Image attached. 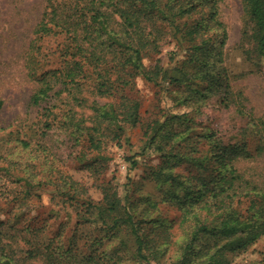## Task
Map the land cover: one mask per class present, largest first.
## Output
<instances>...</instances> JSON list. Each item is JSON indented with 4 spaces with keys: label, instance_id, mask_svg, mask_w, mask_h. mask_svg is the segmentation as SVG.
<instances>
[{
    "label": "trees",
    "instance_id": "trees-1",
    "mask_svg": "<svg viewBox=\"0 0 264 264\" xmlns=\"http://www.w3.org/2000/svg\"><path fill=\"white\" fill-rule=\"evenodd\" d=\"M205 2L212 1L48 0L50 11L43 15L38 31L59 32L71 42L62 52L61 66L41 74L33 70L40 85L31 103L41 105L56 96L60 105H67L64 125L71 136L78 135L77 140L88 143L95 156L89 167L102 172V163L108 159L104 152L107 137L120 143L126 124L136 127L142 123V101L130 94L138 78L162 88L167 83V91L172 84L184 85L200 96L219 91L227 106L233 102L232 76L222 64L228 34L216 1L208 3L211 6L206 18L188 23ZM244 5L253 23L249 37L255 53L264 56V0H244ZM216 28L224 31L222 36ZM211 29L214 33L210 37L217 38L212 49V39L206 36ZM168 38L175 39L180 49L190 51L192 62L184 60L166 67L157 58L147 63L161 54ZM203 52L205 58L198 62ZM198 80L207 85L205 89L197 88ZM108 97L112 100H100ZM186 100L183 97V102ZM76 105L92 108L89 116L94 124L78 121ZM3 106L0 100V114ZM54 107L48 106L45 115L53 114ZM176 118L181 116L174 114L170 121ZM170 121L157 119L144 124L143 151L161 158L148 166L151 172L146 176L161 190L156 200H152V192L136 197L133 189L121 196L111 181L101 184L103 197L94 200L86 187L67 175L62 178V195L82 201L79 205L84 208L73 235L65 238L69 244L58 237L63 232L50 238L45 227L28 224L20 228L21 220L9 216L0 220V264H126L127 260L151 264L166 260V256L175 258L170 264H234L236 257L264 236V189L240 166L243 160L264 159V126H257L259 142L252 150L246 140L226 143L209 129L194 134V120H177L164 127ZM52 123L50 120L47 126L53 127ZM107 125L113 127L114 135H106ZM182 161L193 167L186 175L176 169ZM54 179L43 174L39 184ZM27 182L31 185L30 180ZM25 203L20 199V205ZM161 203L176 207L181 212V224L187 223L177 241L174 225H168L163 215H151ZM74 237L79 243L75 248ZM258 264H264V256Z\"/></svg>",
    "mask_w": 264,
    "mask_h": 264
},
{
    "label": "rangeland",
    "instance_id": "rangeland-1",
    "mask_svg": "<svg viewBox=\"0 0 264 264\" xmlns=\"http://www.w3.org/2000/svg\"><path fill=\"white\" fill-rule=\"evenodd\" d=\"M211 1L208 3L216 1L218 16L228 34L222 64L232 76L233 102L227 106L219 91L200 96L187 91L184 85L176 87L173 84L169 87L170 91H167V83L162 88L138 78L135 91L130 94L142 101V123L136 127L126 124L120 143L113 137H107V140L105 137L104 152L108 159L102 163L103 170L100 172L94 166L89 167L95 156L90 153L88 143L82 142L84 139L82 143L77 140L78 135L71 136L64 125L67 105H60L56 96L41 105L31 103V96L40 85L39 80L32 75L33 70L37 69L41 74L61 66L62 52L71 42L65 34H42L38 31L43 15L50 11L48 0H0V100L4 103L0 114V220L12 216L15 220H21L18 223L20 228L28 224L45 227L46 236L50 238L59 232H63V236H58L63 240L72 236L84 208L79 205L82 201L69 200L62 195V178L67 175L86 187L87 194L94 200L102 199L101 184L110 181L118 187L121 196L133 189L137 192L136 197L152 192L151 198L156 200L161 190L156 182L146 176L151 172L148 166L159 163L161 158L152 151H143L146 140L144 124L157 119L170 121L174 114L181 116L177 120H194V134L209 129L215 131L226 143L246 140L248 148L256 150L259 142L257 126H264V56L256 55L255 45L249 37L253 23L246 13L244 0ZM208 3L202 4L188 23L206 18L211 6ZM182 21L187 19L183 18ZM214 30L223 35V30ZM214 30L211 29L210 35L206 36L210 37ZM212 37L211 45L213 40H217L215 36ZM206 52L198 55V62L205 58ZM191 57L190 51L180 49L175 39L168 38L161 54L147 60V63L151 64L161 58L163 65L173 67L184 60L192 62ZM206 86L200 82L197 88L205 89ZM93 97L95 95H91ZM183 97H187L185 102ZM100 100L104 102L112 98ZM50 105L55 106L54 112L47 116L45 112ZM75 110L80 119L78 121L94 124L89 116L92 112L90 106L76 105ZM50 120H53V127L47 126ZM177 120L167 122L164 127L169 123H177ZM112 128L108 125L105 128L107 136L115 134ZM24 141L30 146H26ZM202 146L205 148L207 145L203 142ZM134 160L137 165L133 164ZM240 166L247 177L264 189V159L243 160ZM192 168L187 161H182L176 167L184 175ZM43 174H50L55 181L39 184ZM20 199L26 203L20 205ZM180 214L176 207L162 203L151 213L155 217L163 215L168 225H174L172 231L175 241L181 238L187 225L181 224ZM12 231L17 233L15 228ZM80 234L79 231L78 237H81ZM65 240L69 244V239ZM78 244L74 237L73 248ZM170 251L175 253L173 248ZM263 256L264 236L236 257L234 264H258ZM166 258L151 264H170L175 259L169 256ZM125 263L133 264L129 260Z\"/></svg>",
    "mask_w": 264,
    "mask_h": 264
}]
</instances>
